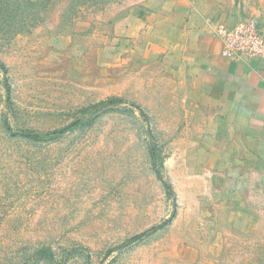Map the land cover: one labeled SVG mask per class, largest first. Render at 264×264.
I'll use <instances>...</instances> for the list:
<instances>
[{
	"label": "rangeland",
	"instance_id": "374dc122",
	"mask_svg": "<svg viewBox=\"0 0 264 264\" xmlns=\"http://www.w3.org/2000/svg\"><path fill=\"white\" fill-rule=\"evenodd\" d=\"M46 2L0 37V264H264V164L150 50L264 0Z\"/></svg>",
	"mask_w": 264,
	"mask_h": 264
},
{
	"label": "crops",
	"instance_id": "0c3cea01",
	"mask_svg": "<svg viewBox=\"0 0 264 264\" xmlns=\"http://www.w3.org/2000/svg\"><path fill=\"white\" fill-rule=\"evenodd\" d=\"M175 31L183 39L154 41L153 56L182 69L214 105L218 111L214 138L237 141L244 156L264 164V60L224 57L222 43L210 32ZM177 33L167 37H178Z\"/></svg>",
	"mask_w": 264,
	"mask_h": 264
},
{
	"label": "built area",
	"instance_id": "2783aa9c",
	"mask_svg": "<svg viewBox=\"0 0 264 264\" xmlns=\"http://www.w3.org/2000/svg\"><path fill=\"white\" fill-rule=\"evenodd\" d=\"M212 35L222 43L224 57L264 60V23L256 18L245 20L231 28L215 29Z\"/></svg>",
	"mask_w": 264,
	"mask_h": 264
},
{
	"label": "trees",
	"instance_id": "16d2710c",
	"mask_svg": "<svg viewBox=\"0 0 264 264\" xmlns=\"http://www.w3.org/2000/svg\"><path fill=\"white\" fill-rule=\"evenodd\" d=\"M44 1V0H43ZM48 3L46 2H32L30 0H0V37L8 36L11 34L12 36L20 34L22 31H25V25L31 20L32 14L36 13L38 10H46ZM31 12V13H30ZM29 28V27H28ZM4 69V68H2ZM120 100L109 99L108 103L117 102ZM107 102V101H106ZM138 109V108H137ZM141 115L143 112L138 109ZM59 132L55 131L53 134H58ZM24 135H30L28 133ZM153 162L152 166L155 171L157 178L162 182L166 194L170 197H173V191L170 185L163 181L160 171L156 167V160L154 154H152ZM169 224V221L162 222L159 225L153 226L146 233H152L159 231L165 228Z\"/></svg>",
	"mask_w": 264,
	"mask_h": 264
}]
</instances>
